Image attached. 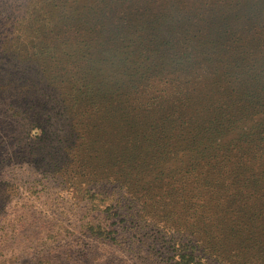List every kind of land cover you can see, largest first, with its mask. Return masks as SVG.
Listing matches in <instances>:
<instances>
[{"label":"trees","instance_id":"1","mask_svg":"<svg viewBox=\"0 0 264 264\" xmlns=\"http://www.w3.org/2000/svg\"><path fill=\"white\" fill-rule=\"evenodd\" d=\"M85 3L0 0L4 136L117 184L173 233L167 264H264V0ZM15 185L0 164V214Z\"/></svg>","mask_w":264,"mask_h":264},{"label":"rangeland","instance_id":"2","mask_svg":"<svg viewBox=\"0 0 264 264\" xmlns=\"http://www.w3.org/2000/svg\"><path fill=\"white\" fill-rule=\"evenodd\" d=\"M43 133L42 126H30L25 141ZM11 143L16 141L0 127L1 173L16 184L0 214V264H130L136 254L150 256V264L169 263L173 233L136 218L139 208L132 206L129 195L118 204L117 184L101 175L61 176L44 162L25 158L22 144ZM95 165L90 157L84 169ZM209 264L227 263L214 259Z\"/></svg>","mask_w":264,"mask_h":264}]
</instances>
